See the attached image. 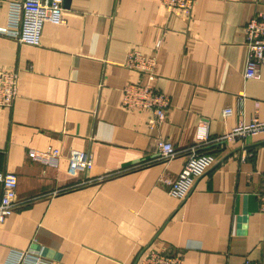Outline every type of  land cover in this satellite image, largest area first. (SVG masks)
Here are the masks:
<instances>
[{
    "label": "crops",
    "instance_id": "crops-1",
    "mask_svg": "<svg viewBox=\"0 0 264 264\" xmlns=\"http://www.w3.org/2000/svg\"><path fill=\"white\" fill-rule=\"evenodd\" d=\"M12 1L0 0V25ZM64 6L66 22H47L40 45L0 35V65L19 75L18 96L0 108V171L17 175L19 201L0 224V264L12 250L46 264H135L151 245L180 252L182 264L264 260V133L220 144L198 131L206 125L211 140L264 117V66L244 76L245 26L264 0H196L190 17L162 0ZM133 49L157 55L154 85L170 96L158 128L150 110L121 104L125 84L144 79L124 63ZM159 139L175 156L158 158ZM198 143L215 163L185 199L173 197L163 180ZM49 147L61 151L58 166L30 154Z\"/></svg>",
    "mask_w": 264,
    "mask_h": 264
},
{
    "label": "built area",
    "instance_id": "built-area-1",
    "mask_svg": "<svg viewBox=\"0 0 264 264\" xmlns=\"http://www.w3.org/2000/svg\"><path fill=\"white\" fill-rule=\"evenodd\" d=\"M165 6L176 10L185 17L193 14L196 0H162ZM64 0H16L9 4L6 24L0 25V35L12 38L21 43L40 45L43 29L47 22L63 24L66 22ZM161 44L159 40L156 44ZM245 44L247 60L245 78H259L260 69L264 66V12L253 16L245 26ZM135 69L144 79H133L122 89L121 104L128 110L148 109L152 112L150 126L158 128L165 121L171 104L170 96L158 90L154 85L157 74V55L146 56L137 49L130 50L124 62ZM18 78L15 70L0 65V108L10 106L18 96ZM233 108L223 109V115L229 116ZM200 140L232 144L244 141L248 136L264 133V117L254 116L250 121H241L229 131L209 140L206 125L198 128ZM198 143L191 147L190 154L179 174L174 178L164 179L171 196L185 199L192 191L200 176L213 166L215 156L198 153ZM159 159H170L177 153L172 142L166 139L158 141ZM31 156L51 166H58L61 151L57 147H49L42 152H30ZM77 168L87 171L92 166L90 158H76ZM0 182L3 193L0 196V224L4 223L19 205L17 200L18 177L14 172L0 171ZM260 209L264 212V184L258 193ZM8 264H46L43 258L29 250H12ZM182 254L160 245L148 246L135 264H182ZM242 264H264V260L245 258Z\"/></svg>",
    "mask_w": 264,
    "mask_h": 264
},
{
    "label": "water",
    "instance_id": "water-1",
    "mask_svg": "<svg viewBox=\"0 0 264 264\" xmlns=\"http://www.w3.org/2000/svg\"><path fill=\"white\" fill-rule=\"evenodd\" d=\"M70 0H64V4L66 3L67 5L69 4Z\"/></svg>",
    "mask_w": 264,
    "mask_h": 264
}]
</instances>
